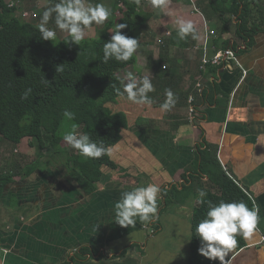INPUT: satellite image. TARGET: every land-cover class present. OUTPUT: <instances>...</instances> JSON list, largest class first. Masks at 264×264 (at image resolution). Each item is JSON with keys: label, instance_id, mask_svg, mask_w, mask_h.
Wrapping results in <instances>:
<instances>
[{"label": "crops", "instance_id": "crops-1", "mask_svg": "<svg viewBox=\"0 0 264 264\" xmlns=\"http://www.w3.org/2000/svg\"><path fill=\"white\" fill-rule=\"evenodd\" d=\"M42 1L29 0L32 11L21 8L23 0L7 2L36 19L44 10ZM129 1L152 16L137 34V63L121 71L133 67L138 78L149 76L154 91L163 95L171 89L177 105L161 111L153 103L135 105L120 99L111 104L129 119V128L111 154L123 169L101 167L92 178L99 185L92 194L71 183L61 159L53 169L16 175L0 198V260L3 264H264V30L258 31L252 45L240 39L237 17L229 10L234 0L223 2L224 12L216 10L213 0H169L163 10L153 8L150 0ZM53 2L49 0L47 7ZM89 2L104 3L112 15L103 25L86 28L85 37H95L97 30L128 8L124 0ZM261 5L264 8V0ZM180 19L193 23L198 38L191 34L178 38ZM48 26L55 28L54 14ZM225 41L237 45L240 66L231 62L202 69L203 55L225 49ZM23 142L15 144L16 152L23 149ZM10 145L0 137V174L26 167L21 168L17 158L23 159L27 152L11 160ZM199 145L217 147L223 170L253 195L259 210L258 228L245 238L246 245L234 246L222 260L193 253L192 240L186 241L192 238L188 233L198 190L219 193L213 178L194 165ZM75 155L69 159L71 165H76ZM148 183L160 189L157 218L150 222L137 218L129 227L116 224L113 208L120 193ZM175 186L179 201L166 202L162 190ZM81 247H90L95 254L74 261ZM2 250H7L6 256Z\"/></svg>", "mask_w": 264, "mask_h": 264}, {"label": "trees", "instance_id": "trees-1", "mask_svg": "<svg viewBox=\"0 0 264 264\" xmlns=\"http://www.w3.org/2000/svg\"><path fill=\"white\" fill-rule=\"evenodd\" d=\"M226 1L213 0L212 3L216 10L223 11V2ZM124 2L128 8L120 17H112L97 36L84 37L79 44H74L69 42V35L54 41L42 40L37 29L39 22L29 21L24 14L27 11L0 0V136L15 144L29 139V146L37 150L36 159L25 168L0 174V198L5 188L15 182L16 175L27 177L36 170L44 171L46 167L57 163L58 159L68 171L71 183L74 182L85 194H92L99 189L92 178L98 175L101 167L123 169L111 155L85 158L77 150L64 146L62 133L75 124L91 140H102L106 146L113 147L122 141L123 132L129 128L127 113L114 111L111 104L120 100L117 93L118 90L122 91L120 81L123 78L119 72L135 65L137 58L134 54L127 62L112 59L105 63L103 60V44L110 39L111 33L108 31L116 23L126 24L127 27L121 31L131 37H135L142 29L144 20L139 22L142 17L136 1ZM262 7L261 0H234L229 6V10L237 17L236 35L248 45L253 44L259 30H264ZM40 13L41 10L35 20L40 19ZM30 16L32 18L33 14ZM223 47L237 50V45H230L228 41L224 42ZM57 65H62L63 71L57 72ZM25 92H28V97L22 99ZM207 94L208 91L202 92L204 97ZM148 95L156 107L165 100L161 90ZM65 109L75 113L73 121L64 119ZM201 146L197 150L194 165L210 175L219 189V193L207 190L206 199L215 203L242 200L249 208H255L249 194L223 170L217 147ZM50 148H54L53 158L46 152ZM72 155L76 157V165L69 162ZM178 192L175 186L170 190H162L161 194L166 202L179 201ZM193 209L191 249L193 253H198L200 244L195 237V225L206 214L207 206L198 203ZM236 240L237 248L246 245L244 237L237 235ZM94 254L90 247H81L73 260Z\"/></svg>", "mask_w": 264, "mask_h": 264}, {"label": "clouds", "instance_id": "clouds-1", "mask_svg": "<svg viewBox=\"0 0 264 264\" xmlns=\"http://www.w3.org/2000/svg\"><path fill=\"white\" fill-rule=\"evenodd\" d=\"M169 0H150L153 8L163 10L168 6ZM55 28L48 27L53 18ZM112 15V11L104 3L92 4L89 0H55L51 6L45 8L41 15L37 29L40 38L45 41H54L57 37L56 29L68 33L70 41L79 44L85 37V29L93 24L103 25ZM179 39H186L190 34L193 39L198 38L191 21L177 20ZM127 25L116 23L110 39L103 44V60L107 63L114 59L118 62H127L132 59L139 47L137 38L122 33ZM56 71H63L62 65L56 66ZM122 91L118 90L120 99L135 105L151 106L152 98L148 93L154 91V86L149 76L137 77L132 72L126 73L121 79ZM31 90L29 89L28 92ZM25 92L22 99H27ZM165 100L160 104L161 111L170 110L176 102L175 94L171 89H165ZM63 117L66 121H73L75 113L65 109ZM77 126L72 124L70 130L62 133L63 141L72 149L77 150L85 158H100L111 155L112 146H106L103 141H93L87 133L78 132ZM160 189L157 185L148 183L125 190L120 193V198L115 202L113 221L121 227L135 225L137 218L144 222L156 219L157 200ZM205 190H198L197 203L206 204V214L195 225V237L199 239L198 254L209 260H222L227 251L233 248L237 235L248 238L257 226L258 208H249L244 201H224L215 203L206 199ZM188 236L192 233L189 230ZM192 238L186 241L190 242ZM185 241V242H186ZM183 242V244L185 243ZM183 246V245H182ZM7 255V250H2ZM0 264L3 261L0 260Z\"/></svg>", "mask_w": 264, "mask_h": 264}, {"label": "rangeland", "instance_id": "rangeland-1", "mask_svg": "<svg viewBox=\"0 0 264 264\" xmlns=\"http://www.w3.org/2000/svg\"><path fill=\"white\" fill-rule=\"evenodd\" d=\"M7 1H13V0H7ZM11 3V2H10ZM23 4H25V5H22L21 6V8L22 9H29L30 11H32L31 9H30V7H32V5L29 3V0H23V2H22ZM40 3V5H41V7L43 8V9H45V8H47V6H48V4H49V0H44V1H42V2H39ZM13 5V4H12ZM40 7V8H41ZM263 10V9H262ZM38 11H39V9H38ZM37 11V12H38ZM264 11V10H263ZM261 13H263V12H261ZM260 13V14H261ZM30 14H33V13H30ZM150 16H152L151 14H149V13H147V12H143V11H141V21H139L140 23L141 22H143L142 20H144V22L145 21H147L149 18H150ZM29 19V21H36V22H39L40 20L39 19H37V20H35V18H30L31 16H27ZM49 27V26H48ZM98 33H99V30H97L96 31V33H95V36H97L98 35ZM61 36H63L62 34L60 35V34H58L57 33V37H56V39L55 40H58V39H60L61 38ZM134 38H137V35L134 37ZM128 72H132L134 75H137L136 74V72L134 71V68L133 67H131V68H128V70H124V71H121L120 72V74H121V77L122 78H124L125 76H126V73H128ZM71 129V127H69V128H67V130H70ZM78 132H80V129H79V127L77 126V129H76ZM1 137V136H0ZM49 138H50V136H48ZM49 138H47V140H49ZM24 146H23V149H21V150H19V152H16L15 151V143H13V142H11V145L10 146H12V147H10L11 148V150H12V152H13V154L10 156L11 157V160L12 159H14L15 158V156L16 155H18V154H22V153H26L27 152V154L25 155V157L23 158V159H21V158H17V161L19 162V165L21 166V168L23 167V166H25V165H28L29 163H31L33 160H35L36 159V152H37V150H36V148H31L30 146H29V139H25L24 140ZM63 145L64 146H69V145H67L64 141H63ZM62 145V147H64ZM35 150H36V152H35ZM53 150H54V148H50L49 150L47 149V154H50L51 155V153L53 152ZM71 150H73L72 148H71ZM24 151V152H23ZM35 158V159H34ZM14 162V161H13ZM53 166H56L55 164H53ZM14 166H13V164L12 165H10V171H12V168H13ZM52 167V165L51 166H49V167H46L45 168V170H49V169H53V168H51ZM17 168L18 169H20L18 166H17ZM15 170H17L16 168H13V171H15Z\"/></svg>", "mask_w": 264, "mask_h": 264}, {"label": "built area", "instance_id": "built-area-1", "mask_svg": "<svg viewBox=\"0 0 264 264\" xmlns=\"http://www.w3.org/2000/svg\"><path fill=\"white\" fill-rule=\"evenodd\" d=\"M24 14L26 16L30 15L28 12H24ZM35 16H37V14H35ZM202 62H203L202 69H206V66L209 65V64H213V65H216V66H219V65L223 64V65L227 66L231 62H237L238 65L240 66V61L238 59L237 51H236V49L231 48V47H228V48H225V49H221V50L217 51L212 56L204 54ZM164 68H166V67L164 66ZM243 70H244V73L246 74L247 70L246 69H243ZM192 101H193V98H190V102H192ZM191 107L192 108L190 110H191V113L193 114L195 112V109L193 108V106H191ZM248 194L252 198V200L254 202V205H255V208H258L257 207V203H256L253 195L250 194V193H248ZM256 228H258V226H256ZM262 241H264V234L262 235Z\"/></svg>", "mask_w": 264, "mask_h": 264}]
</instances>
